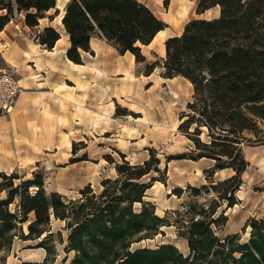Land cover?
<instances>
[{"label": "trees", "instance_id": "trees-1", "mask_svg": "<svg viewBox=\"0 0 264 264\" xmlns=\"http://www.w3.org/2000/svg\"><path fill=\"white\" fill-rule=\"evenodd\" d=\"M56 1L0 0V9L6 10L0 15V30L10 21L14 7L24 13L27 26L35 27L50 9L58 13ZM215 6L219 7L218 16L192 18L180 35L168 37L162 62H148L144 75L160 67L164 78L182 76L190 81L191 100L178 129L194 144L195 154L189 159L214 160L213 166L204 170L207 183L175 186L172 193L180 197L187 189L197 197L205 189L218 192L217 187L222 186L218 198L231 207L239 202L236 192L249 165L242 145L264 142V0H197L196 12ZM61 22L70 42L66 57L74 63H82V51H91L89 42L94 34L104 37L120 54L132 53L136 63L145 62L140 45L149 44L167 26L139 0H68ZM59 38L60 33L50 25L35 34L46 49L53 48ZM203 133L206 140L201 138ZM152 162L158 163L152 150L141 164L123 160L115 164L116 177L101 180L99 191L87 184L78 197L69 199L57 191L47 193L40 174L16 186L11 181L6 197L0 198V264H5L1 253L10 249L18 224L25 222L27 233L20 232L22 239H38L35 247H42L45 257L22 264H53L56 248L49 227L51 214L65 222L64 251L74 252L68 263L67 257L62 259L65 264H264V220L246 219L242 229L250 230L244 241L239 232L221 237L214 229L223 227L228 216L218 211L220 204L215 198L208 206L181 203L187 222L177 219L173 224L180 223L176 233L186 240L187 254L171 242L131 250L133 242L151 238L162 232V226L170 225L165 216L155 213V205L145 200L146 190L160 180H141L151 171ZM224 168L233 173L223 180H211L214 171ZM32 186L36 189L30 192ZM4 189L0 184V193ZM16 197L17 209L12 211L9 205ZM135 204L140 207L135 209ZM29 213L34 218L28 221Z\"/></svg>", "mask_w": 264, "mask_h": 264}, {"label": "rangeland", "instance_id": "rangeland-1", "mask_svg": "<svg viewBox=\"0 0 264 264\" xmlns=\"http://www.w3.org/2000/svg\"><path fill=\"white\" fill-rule=\"evenodd\" d=\"M143 1L149 5L151 10L162 12L167 9L170 0H168V4H164V0ZM50 12L54 14L55 9ZM214 14L215 12L211 10L206 16L211 17ZM164 56L165 54L160 52V45H156L153 52L147 54L145 62H125L128 66L127 69L122 70V74L119 72L115 85L107 86L103 114L99 115L96 110H90L85 111L83 116L73 115L70 122L65 125V132L54 134L56 136L52 140L54 146L48 150H38L40 152L39 160L35 164L32 163L31 169L25 167L24 170L0 172V184L5 187L0 193V198L6 197L11 181L16 186L24 180L34 179L36 174L42 176L47 193L57 190L64 196V199L78 197L79 190L87 184H90L91 188L97 192L102 187L101 180L116 177L115 164L122 163L123 160L128 161L129 164H141L149 158L152 150L158 163L152 162L151 171L141 180L148 182L152 177L160 180L154 181L152 186L146 190L145 200L152 202L155 205V213L165 216L170 225L162 226L160 228L162 232H158L151 238L133 242L130 246L131 250L144 246L154 248L166 242L175 244L177 248L179 245L182 247L185 244L176 233V228L180 226V223L173 224L177 219L185 222L188 219L185 207L177 206L178 198L181 196L184 198L183 203L194 201L198 206L201 203L208 206L215 198L220 204L218 211L224 212L228 217L243 210L247 211L246 213H249L250 216L264 220V164L255 159L256 157L264 159V142L262 141H250L242 145L244 156L249 165L242 174L240 191L236 192V196L238 193L241 199L231 207H226V202L218 198V192L222 191V186L217 187L218 192L213 189H205L197 197L187 189L183 190L180 197H177L172 193L173 188H167L168 162L189 159L190 154H195V152L192 151L194 149L193 142L178 129L181 114L187 111V102L191 100V83L189 84L187 79L182 76H175L174 79L162 77L163 69L160 67H156L149 77L144 75V69L148 62L155 60L162 62ZM82 59L90 65L96 61V57H92L88 53H83ZM68 72L75 75V71L72 69ZM67 84L74 85L73 89L79 88L75 80ZM120 93L121 95H119ZM91 96L90 100L95 101L96 93ZM96 107L95 104L93 108ZM262 123L261 126L264 129V121ZM247 136L254 140L252 135L247 134ZM201 138L206 140L205 133L201 134ZM22 143L24 142L22 141ZM189 146L192 149H189ZM13 151H20L23 156L25 155L23 158L18 157L24 163L29 160L26 157V154L29 153L26 148L17 150L13 142L0 145L1 153L8 152L10 154ZM181 155L187 158H180ZM155 166L158 170H155ZM2 174L5 176L13 174L18 178H4ZM35 189L32 186L29 191L33 192ZM17 202L18 197L9 205L10 210L17 209ZM139 207V204L134 205L135 209ZM33 218V213H29L28 221ZM27 223L18 224L19 227L15 231L16 235L13 237L10 249L1 253L5 256V264H22L21 254H28L25 258H40L34 249L38 239H22L20 232L27 233ZM49 227L53 232L56 248L53 264H65L62 260L64 257H67L66 263H68L74 252L64 251L68 232L65 229V222L56 219L51 214ZM214 230L222 237L224 227ZM249 230V227L238 230L241 241L247 239ZM60 239L63 240L62 243L59 242ZM186 249H181V252L187 254Z\"/></svg>", "mask_w": 264, "mask_h": 264}, {"label": "crops", "instance_id": "crops-1", "mask_svg": "<svg viewBox=\"0 0 264 264\" xmlns=\"http://www.w3.org/2000/svg\"><path fill=\"white\" fill-rule=\"evenodd\" d=\"M67 1L57 0L58 13L53 15L50 9L35 27L27 26L24 23V13L19 12L15 7L10 21L0 30V68L14 71L20 88L10 112L5 117H0V145L13 142L17 150L26 148L29 151L26 154L29 160L25 163L18 158L25 157L20 151H13L10 154L0 152V172L30 168L32 163L35 164L39 160L38 150L44 151L53 147L54 141L52 140L56 138L54 134L65 132V125L70 122L73 115L83 116L85 111L90 110H96L97 114L102 115L107 86L115 85L118 80L116 76L128 67L125 62H135L132 53L126 51L120 54L113 44L98 34L90 37L91 51L81 52V58L83 53L96 57L92 65L83 59L82 63L70 61L66 57V50L70 45L69 36L61 22ZM139 1L149 6L143 0ZM196 3L197 0H170L167 9L162 12L152 10L167 26L158 31L149 44L140 45L142 54L147 57L156 45H160V52L165 54L164 41L168 37L180 35L188 20L192 18L210 19L219 15L218 6L197 13ZM211 10L215 14L211 17L206 16ZM5 13V9H0V15ZM50 15L53 16L49 18ZM48 25L60 33V38L51 49H46L35 39V34ZM70 69L75 71V75L68 72ZM73 80L79 85L77 90L73 89L74 85L67 84ZM188 83L190 84L189 81ZM93 93H96L95 101L90 100ZM95 104L97 107L94 109ZM189 149L192 147L189 146ZM257 158L255 159L264 164V159ZM213 164L214 160L207 157L196 160H171L168 162L166 186L172 189L175 186L185 187L188 184L206 183L204 170L210 169ZM232 173L233 171L229 168L216 170L211 180H223ZM237 197L240 201L238 193ZM178 199L177 206L184 201L183 196ZM246 212L242 210L228 217L223 226L222 237L239 232L238 230L242 228L246 219L250 217V214ZM181 239L186 244V240ZM34 249L40 256L39 259L25 258L28 254H21V260L38 261L45 257V250L42 247ZM186 250L188 252V249Z\"/></svg>", "mask_w": 264, "mask_h": 264}, {"label": "built area", "instance_id": "built-area-1", "mask_svg": "<svg viewBox=\"0 0 264 264\" xmlns=\"http://www.w3.org/2000/svg\"><path fill=\"white\" fill-rule=\"evenodd\" d=\"M19 91L14 71L0 68V117L10 112Z\"/></svg>", "mask_w": 264, "mask_h": 264}, {"label": "bare ground", "instance_id": "bare-ground-1", "mask_svg": "<svg viewBox=\"0 0 264 264\" xmlns=\"http://www.w3.org/2000/svg\"><path fill=\"white\" fill-rule=\"evenodd\" d=\"M178 248H180V249H186V245L185 244H183V246L182 247H180V245L178 246Z\"/></svg>", "mask_w": 264, "mask_h": 264}]
</instances>
